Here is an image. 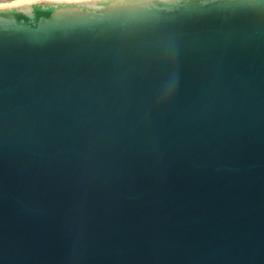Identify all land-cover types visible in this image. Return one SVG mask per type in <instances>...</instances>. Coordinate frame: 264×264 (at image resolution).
Returning a JSON list of instances; mask_svg holds the SVG:
<instances>
[{"label":"water","instance_id":"95a60500","mask_svg":"<svg viewBox=\"0 0 264 264\" xmlns=\"http://www.w3.org/2000/svg\"><path fill=\"white\" fill-rule=\"evenodd\" d=\"M0 264H264V0L0 4Z\"/></svg>","mask_w":264,"mask_h":264},{"label":"built area","instance_id":"2783aa9c","mask_svg":"<svg viewBox=\"0 0 264 264\" xmlns=\"http://www.w3.org/2000/svg\"><path fill=\"white\" fill-rule=\"evenodd\" d=\"M16 0H0V4H8V3H12Z\"/></svg>","mask_w":264,"mask_h":264},{"label":"bare ground","instance_id":"6f19581e","mask_svg":"<svg viewBox=\"0 0 264 264\" xmlns=\"http://www.w3.org/2000/svg\"><path fill=\"white\" fill-rule=\"evenodd\" d=\"M25 1H30V0H16V1L12 2V3H21V2H25Z\"/></svg>","mask_w":264,"mask_h":264}]
</instances>
